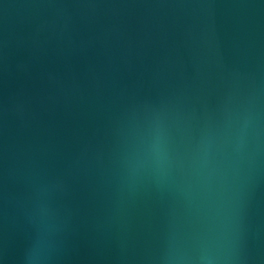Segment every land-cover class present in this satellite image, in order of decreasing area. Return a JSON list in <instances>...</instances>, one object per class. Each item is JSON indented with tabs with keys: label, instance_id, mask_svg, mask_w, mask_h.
Returning <instances> with one entry per match:
<instances>
[{
	"label": "water",
	"instance_id": "1",
	"mask_svg": "<svg viewBox=\"0 0 264 264\" xmlns=\"http://www.w3.org/2000/svg\"><path fill=\"white\" fill-rule=\"evenodd\" d=\"M0 264H264V0H0Z\"/></svg>",
	"mask_w": 264,
	"mask_h": 264
}]
</instances>
